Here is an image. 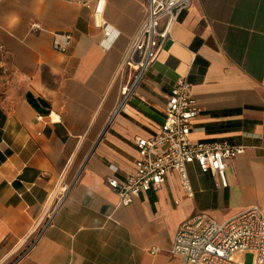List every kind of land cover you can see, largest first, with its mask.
I'll return each mask as SVG.
<instances>
[{
    "label": "crops",
    "instance_id": "0c3cea01",
    "mask_svg": "<svg viewBox=\"0 0 264 264\" xmlns=\"http://www.w3.org/2000/svg\"><path fill=\"white\" fill-rule=\"evenodd\" d=\"M145 2L108 0L119 35L106 49L77 3L0 0V264H182L171 248L184 221L264 212V0H192L114 113L138 72L123 64ZM56 33L72 35L64 53ZM184 78L199 108L191 140L245 147L229 185L193 163L192 195L172 172L123 206L108 178L133 173L135 140L160 131ZM61 185L70 190L54 210Z\"/></svg>",
    "mask_w": 264,
    "mask_h": 264
},
{
    "label": "built area",
    "instance_id": "2783aa9c",
    "mask_svg": "<svg viewBox=\"0 0 264 264\" xmlns=\"http://www.w3.org/2000/svg\"><path fill=\"white\" fill-rule=\"evenodd\" d=\"M66 1L91 11L96 26L103 30L102 45L106 49L110 48L119 32L105 19L108 0ZM191 2L146 0L145 17L131 40L123 64L124 67L136 66L138 72L114 113H117L144 72L157 59L164 42L171 38L175 22ZM71 43L70 33H56L54 36L53 46L60 52H66ZM191 87L185 78L178 80L171 88L164 106V122L160 131L135 140L137 158L133 173L125 178H108V185L118 194L121 205L128 206L141 193L160 188L172 172L179 175L184 191L192 195L187 166L193 163L197 164L201 172L214 175L217 185H229L226 170L232 160L244 153L245 147L227 142L191 140L192 122L199 113ZM42 118L38 116V120ZM69 190V185H61L56 194L54 210ZM54 210L49 212V218ZM156 251L153 248L151 253ZM171 254L181 258L182 264H264V212L258 206H251L222 222L205 213L193 216L180 224ZM247 254L253 255L251 263L245 261Z\"/></svg>",
    "mask_w": 264,
    "mask_h": 264
},
{
    "label": "rangeland",
    "instance_id": "374dc122",
    "mask_svg": "<svg viewBox=\"0 0 264 264\" xmlns=\"http://www.w3.org/2000/svg\"><path fill=\"white\" fill-rule=\"evenodd\" d=\"M252 260H253V255H252V254H247V255L245 256V261H246L247 263H251Z\"/></svg>",
    "mask_w": 264,
    "mask_h": 264
}]
</instances>
